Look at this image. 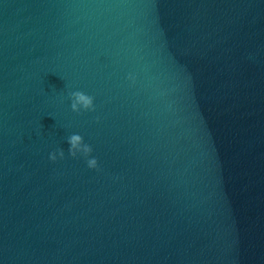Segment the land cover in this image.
<instances>
[{
	"label": "water",
	"instance_id": "1",
	"mask_svg": "<svg viewBox=\"0 0 264 264\" xmlns=\"http://www.w3.org/2000/svg\"><path fill=\"white\" fill-rule=\"evenodd\" d=\"M0 264H264V0H0Z\"/></svg>",
	"mask_w": 264,
	"mask_h": 264
},
{
	"label": "clouds",
	"instance_id": "2",
	"mask_svg": "<svg viewBox=\"0 0 264 264\" xmlns=\"http://www.w3.org/2000/svg\"><path fill=\"white\" fill-rule=\"evenodd\" d=\"M128 79L132 82H135V77L132 74H129ZM72 103L71 108L74 112H80L81 110L84 111H94V98L90 95L85 94L81 91H75L70 94ZM67 143L69 144L68 152L72 157H76L77 154H82L85 158L90 157L93 149L92 147L84 142V139L79 134H72L69 138ZM57 155L61 159L64 158V151L58 150V152H53L49 155V159L53 162L57 160ZM87 166L90 169H96L98 167V161L96 158L92 157L87 159Z\"/></svg>",
	"mask_w": 264,
	"mask_h": 264
}]
</instances>
